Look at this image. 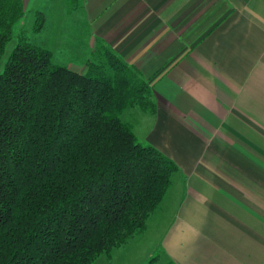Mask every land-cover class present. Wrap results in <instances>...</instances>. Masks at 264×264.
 Listing matches in <instances>:
<instances>
[{
    "label": "crops",
    "instance_id": "0c3cea01",
    "mask_svg": "<svg viewBox=\"0 0 264 264\" xmlns=\"http://www.w3.org/2000/svg\"><path fill=\"white\" fill-rule=\"evenodd\" d=\"M22 3L41 28L56 15L52 51L68 68L106 46L149 81L155 110L125 115L177 166L155 209L173 207L166 261L264 264V0Z\"/></svg>",
    "mask_w": 264,
    "mask_h": 264
},
{
    "label": "trees",
    "instance_id": "16d2710c",
    "mask_svg": "<svg viewBox=\"0 0 264 264\" xmlns=\"http://www.w3.org/2000/svg\"><path fill=\"white\" fill-rule=\"evenodd\" d=\"M24 13L0 0V58ZM100 51L78 72L20 38L0 69V264H91L145 227L170 184L176 164L120 117L155 110L149 81Z\"/></svg>",
    "mask_w": 264,
    "mask_h": 264
},
{
    "label": "rangeland",
    "instance_id": "374dc122",
    "mask_svg": "<svg viewBox=\"0 0 264 264\" xmlns=\"http://www.w3.org/2000/svg\"><path fill=\"white\" fill-rule=\"evenodd\" d=\"M66 3L68 4L69 0H66ZM44 18L45 16L41 13L37 14L36 11L31 10L30 12H25L23 18L14 24L12 39L6 43L4 52L0 58V69L11 48L20 38L41 45L44 48L48 47V50L50 48L52 62L54 64L65 65L63 61L65 56L56 57L52 51L54 48L53 36L55 35L53 26H55L56 15H50L46 27L41 28V21ZM139 109L137 105L127 108L122 111L120 117L122 120L129 122L132 119H129V116L127 118L129 113L125 115L126 112H129V110L137 111ZM161 202L158 206L161 205ZM172 208L171 204H167L166 207H161V209L150 213L151 218L149 219L150 215L147 217L145 227L141 231L134 233L125 243L112 249L108 255L105 253L98 255L91 264H168L160 246V237L171 218Z\"/></svg>",
    "mask_w": 264,
    "mask_h": 264
}]
</instances>
